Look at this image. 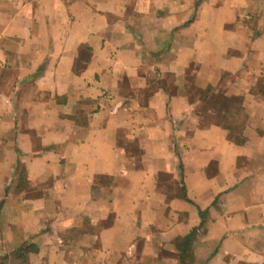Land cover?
<instances>
[{
  "label": "crops",
  "instance_id": "1",
  "mask_svg": "<svg viewBox=\"0 0 264 264\" xmlns=\"http://www.w3.org/2000/svg\"><path fill=\"white\" fill-rule=\"evenodd\" d=\"M264 264V0H0V256Z\"/></svg>",
  "mask_w": 264,
  "mask_h": 264
},
{
  "label": "trees",
  "instance_id": "2",
  "mask_svg": "<svg viewBox=\"0 0 264 264\" xmlns=\"http://www.w3.org/2000/svg\"><path fill=\"white\" fill-rule=\"evenodd\" d=\"M34 251H35L34 243H27V244L21 245L18 248H16L12 252V254H10V256L12 257V259H14L17 262L16 264H28V255ZM7 258H8V255L3 256L2 260H5Z\"/></svg>",
  "mask_w": 264,
  "mask_h": 264
},
{
  "label": "rangeland",
  "instance_id": "3",
  "mask_svg": "<svg viewBox=\"0 0 264 264\" xmlns=\"http://www.w3.org/2000/svg\"><path fill=\"white\" fill-rule=\"evenodd\" d=\"M0 263H2V264H12V263L16 264L17 262L14 259H12L11 256H9L5 260H2V257L0 256Z\"/></svg>",
  "mask_w": 264,
  "mask_h": 264
}]
</instances>
